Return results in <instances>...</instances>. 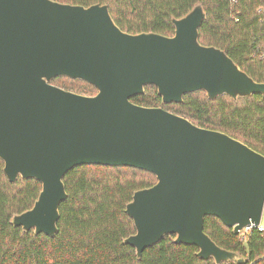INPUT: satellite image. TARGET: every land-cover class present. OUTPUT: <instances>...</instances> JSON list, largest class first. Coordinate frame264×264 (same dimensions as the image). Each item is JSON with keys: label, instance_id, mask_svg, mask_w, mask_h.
I'll return each instance as SVG.
<instances>
[{"label": "water", "instance_id": "95a60500", "mask_svg": "<svg viewBox=\"0 0 264 264\" xmlns=\"http://www.w3.org/2000/svg\"><path fill=\"white\" fill-rule=\"evenodd\" d=\"M202 5L174 18L172 35L129 32L106 3L0 0V159L11 182L35 178L32 207L13 215L25 231L55 236L64 177L84 164L132 166L156 175L134 191L125 211L136 231L124 238L143 251L165 235L198 247L201 259L245 263L204 230L218 217L235 233L261 222L264 154L229 133L201 126L163 106L132 97L148 84L164 103L204 90L211 98L264 93L221 47L204 44ZM59 76L97 88L80 93L54 84Z\"/></svg>", "mask_w": 264, "mask_h": 264}, {"label": "trees", "instance_id": "16d2710c", "mask_svg": "<svg viewBox=\"0 0 264 264\" xmlns=\"http://www.w3.org/2000/svg\"><path fill=\"white\" fill-rule=\"evenodd\" d=\"M109 6L116 23L129 32L156 31L172 35L174 18L202 5L205 18L199 27L204 44L223 48L254 79L264 81V0H59ZM53 83L80 93L97 88L81 79L59 76ZM132 100L163 106L193 122L237 137L264 154V93L233 98H211L204 90L184 95L182 102L164 103L157 87L148 84ZM0 159V264H217L201 259L195 245L173 241L165 235L138 258L124 238L136 231L125 211L135 190L156 182L150 171L132 166L79 165L67 172V198L60 204L59 231L55 236L34 229L25 231L11 222L14 214L33 206L42 188L35 178L11 182ZM204 230L220 246L244 255L243 264H264V231L253 229L242 239L218 217L207 215ZM220 264H241L224 261Z\"/></svg>", "mask_w": 264, "mask_h": 264}, {"label": "built area", "instance_id": "2783aa9c", "mask_svg": "<svg viewBox=\"0 0 264 264\" xmlns=\"http://www.w3.org/2000/svg\"><path fill=\"white\" fill-rule=\"evenodd\" d=\"M261 57L264 58V52L261 53ZM253 229H257L258 231L263 232L264 231V223L261 221L258 224H250L245 226L243 229L240 230L239 234L241 235L242 239H246L247 235L250 231Z\"/></svg>", "mask_w": 264, "mask_h": 264}, {"label": "rangeland", "instance_id": "374dc122", "mask_svg": "<svg viewBox=\"0 0 264 264\" xmlns=\"http://www.w3.org/2000/svg\"><path fill=\"white\" fill-rule=\"evenodd\" d=\"M55 84V83H54ZM263 223H264V213H263V217H262V220H261Z\"/></svg>", "mask_w": 264, "mask_h": 264}]
</instances>
